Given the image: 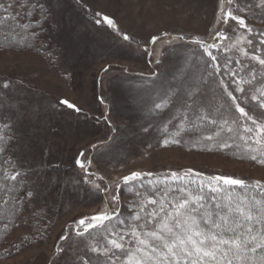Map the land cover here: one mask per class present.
<instances>
[{"label": "rangeland", "instance_id": "374dc122", "mask_svg": "<svg viewBox=\"0 0 264 264\" xmlns=\"http://www.w3.org/2000/svg\"><path fill=\"white\" fill-rule=\"evenodd\" d=\"M22 1L62 31L40 50L0 49L6 171L24 175L20 217L0 210L13 222L0 264L200 251L202 195L183 183L264 184V0Z\"/></svg>", "mask_w": 264, "mask_h": 264}, {"label": "trees", "instance_id": "16d2710c", "mask_svg": "<svg viewBox=\"0 0 264 264\" xmlns=\"http://www.w3.org/2000/svg\"><path fill=\"white\" fill-rule=\"evenodd\" d=\"M19 4L22 5L5 8L0 0V49L40 50L47 40H58L62 30L57 31L46 8L22 0ZM11 131L7 120L0 117V210L13 207L8 214L11 219H18L23 209L10 203H16L24 175L6 171L13 164ZM210 182L202 176L198 184L191 180L183 183L202 195V206L196 216L203 248L181 259L179 264H264V220L258 221L256 215L264 211V184L232 180L231 177L213 182L215 186ZM252 202L262 203V207ZM206 206L211 211L208 215H204L203 207ZM225 213L233 223L239 222L240 227L220 222L221 217L227 215ZM12 224L0 215L1 244H5Z\"/></svg>", "mask_w": 264, "mask_h": 264}]
</instances>
